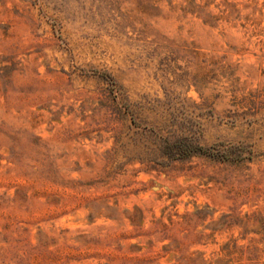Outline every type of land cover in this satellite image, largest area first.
<instances>
[{
  "label": "rangeland",
  "instance_id": "374dc122",
  "mask_svg": "<svg viewBox=\"0 0 264 264\" xmlns=\"http://www.w3.org/2000/svg\"><path fill=\"white\" fill-rule=\"evenodd\" d=\"M0 264H264V0H0Z\"/></svg>",
  "mask_w": 264,
  "mask_h": 264
},
{
  "label": "trees",
  "instance_id": "16d2710c",
  "mask_svg": "<svg viewBox=\"0 0 264 264\" xmlns=\"http://www.w3.org/2000/svg\"><path fill=\"white\" fill-rule=\"evenodd\" d=\"M170 147L174 152H177L180 157L184 156H190V155H208V156H214L213 153L211 152L210 148H205L203 146L199 145H190V143H187L185 139H177L173 141L170 144ZM222 159L228 158L226 155H222Z\"/></svg>",
  "mask_w": 264,
  "mask_h": 264
}]
</instances>
